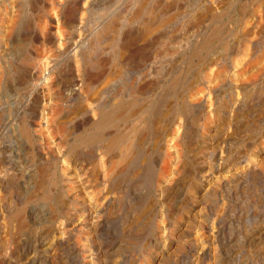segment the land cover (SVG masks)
I'll list each match as a JSON object with an SVG mask.
<instances>
[{
	"label": "rangeland",
	"instance_id": "1",
	"mask_svg": "<svg viewBox=\"0 0 264 264\" xmlns=\"http://www.w3.org/2000/svg\"><path fill=\"white\" fill-rule=\"evenodd\" d=\"M73 1L0 0V264H264V2Z\"/></svg>",
	"mask_w": 264,
	"mask_h": 264
},
{
	"label": "bare ground",
	"instance_id": "2",
	"mask_svg": "<svg viewBox=\"0 0 264 264\" xmlns=\"http://www.w3.org/2000/svg\"><path fill=\"white\" fill-rule=\"evenodd\" d=\"M59 1V0H58ZM57 0H47V5H48V12L50 13V17H51V19H54L55 20V23L56 24H58L59 23V20H58V13H59V6H58V4H57V2H58ZM79 1H81V0H79ZM87 1V0H86ZM147 0H145V2H146ZM186 1V0H185ZM255 1V0H254ZM72 2H74L73 0H72ZM77 2V1H76ZM91 2V1H90ZM205 2H206V0H205ZM262 2H264V0H262ZM35 3V2H34ZM78 3V2H77ZM83 3H84V0H83ZM88 3V2H87ZM143 0L141 1V3H140V8L143 6ZM216 3V2H215ZM81 4V3H80ZM203 4V3H202ZM205 4V3H204ZM63 5V4H62ZM145 5V4H144ZM186 5V4H185ZM34 6V5H33ZM81 6H84V5H81ZM174 6V5H173ZM201 6H203V5H201ZM35 7V6H34ZM45 7V6H44ZM59 7V8H58ZM62 7V6H61ZM75 7H77V6H75ZM191 7V6H190ZM63 8V7H62ZM80 8V7H79ZM211 8V7H210ZM34 9V8H33ZM32 9V10H33ZM86 9V8H85ZM167 11H170L171 9H172V6L171 5H168L166 8H165ZM198 9H199V7H198ZM201 9V8H200ZM205 9H206V11H204V13L202 14V15H198V14H196V19H195V23L194 24H196V23H201V22H203V21H205V19H206V17H207V13L209 12V7H207L206 8V6H205ZM44 10H46V8L44 9ZM80 12H81V10H80ZM200 12V11H199ZM238 12H240V11H238ZM242 13V12H241ZM38 14V13H37ZM176 14V13H175ZM210 14V13H209ZM40 15V14H39ZM76 15H77V13H76ZM80 15V14H79ZM45 16V15H44ZM174 16V15H173ZM240 15H238V17H239ZM48 17H49V15H48ZM60 18V17H59ZM80 18V17H79ZM84 18V17H83ZM244 18V17H243ZM16 19H18V18H16ZM73 19V17H71V19H69V21H70V23H72L73 25L75 24H78V23H80V22H78V20H75V21H73L72 20ZM76 19V18H75ZM82 19V18H81ZM49 20V19H48ZM172 20H173V17H169V18H167L166 20L164 19V20H162L159 24H157V27H166V26H168L169 24H170V22H172ZM243 20V19H242ZM51 21V20H50ZM149 21V20H148ZM151 21H153V20H151ZM38 23H40V22H38ZM64 23V22H63ZM122 23V22H121ZM144 23H146V22H144ZM54 24V23H53ZM126 24V23H125ZM147 25H146V31L148 30H150V28H151V26H153V24L151 25L150 24V22H149V24L148 23H146ZM44 25L46 26V23H44ZM44 25L43 24H41L40 23V28L41 29H44L45 27H44ZM70 25V24H69ZM72 25V26H73ZM113 25V24H112ZM118 26H119V24H117ZM117 25H116V27H117ZM122 25V24H121ZM124 25V24H123ZM110 26V25H109ZM114 26H115V24H114ZM144 26V25H143ZM150 26V27H149ZM111 27V26H110ZM122 27V26H121ZM121 27L119 28V29H121ZM145 27V26H144ZM153 27H155V26H153ZM152 27V28H153ZM72 28V27H71ZM74 28V27H73ZM104 28V27H103ZM107 28V27H106ZM113 28V27H112ZM126 29V28H125ZM144 29V28H143ZM154 29V28H153ZM158 29V28H157ZM156 29V30H157ZM160 29V28H159ZM101 30V29H100ZM106 30V29H105ZM117 30V29H116ZM245 30V29H244ZM43 33H45L46 31H42ZM50 32H51V30H50ZM150 32V31H149ZM160 32H161V30H160ZM247 32V31H246ZM47 35V34H46ZM144 36V35H143ZM161 36V35H160ZM124 37V36H123ZM122 37V38H123ZM125 38V37H124ZM161 38V37H160ZM107 39V38H106ZM110 40V39H109ZM173 40V39H172ZM124 41H126V40H124ZM51 42V41H50ZM172 42V41H171ZM62 44V43H61ZM125 44V43H124ZM64 46V45H63ZM63 46H62V48H63ZM80 46V45H79ZM123 46V45H122ZM79 51V50H78ZM124 51V50H123ZM22 60H24V59H22ZM41 60V59H40ZM25 62H26V60H24ZM252 63L253 62H256V64H262L263 66H262V70L264 69V50L262 51V53H261V55L259 56V57H257L256 59H254V61H251ZM25 64V63H24ZM97 66V65H96ZM35 69H36V67H35ZM35 72V71H34ZM105 72V71H104ZM100 73V72H99ZM35 74V73H34ZM42 74V73H41ZM45 74V73H44ZM220 74H221V72L220 73H217L216 74V76L217 77H219L220 76ZM37 75V74H36ZM32 76H33V74H32ZM109 77V76H108ZM40 78V77H39ZM91 78V77H90ZM92 79V78H91ZM90 79V80H91ZM36 83H38V82H36ZM92 83V82H91ZM87 87H90V83H89V81H87ZM83 89V88H82ZM84 91V90H83ZM86 92V91H85ZM95 92V91H94ZM96 96V95H95ZM218 101V100H217ZM88 106V105H87ZM101 113H99L98 114V116H99V120H98V124H97V128L98 129H100L103 125H105V124H108V123H113L114 121H116V120H120L123 116H124V112H125V110H122V111H119V113H112L111 111H100ZM187 113V112H186ZM145 120V119H144ZM85 121V120H84ZM168 122H170L171 124L172 123H176L175 124V126H174V128H176V129H179V126H180V123H178V122H174V120H173V118L172 119H169L168 120ZM163 123V122H162ZM132 132H130L129 134H131ZM126 133H122V132H116V133H114V134H111L110 136H108V135H106L107 137L105 138L106 139V142H107V144H106V148H108V149H114V148H118L117 150H118V153H117V160L115 159H113V160H111V162L109 163V162H107V161H105V160H102L101 161V163H100V166H102L103 167V172L105 173V175L107 176L110 172H112V170L115 168L114 166V164H116V162L115 161H125L130 155H131V151H132V149H133V147H132V142H131V138H129L130 136H128V134H126ZM144 134H145V132H144ZM136 137H137V135H136ZM140 141V140H139ZM103 150V149H102ZM173 154V153H172ZM109 160V161H110ZM39 172V171H38Z\"/></svg>",
	"mask_w": 264,
	"mask_h": 264
}]
</instances>
